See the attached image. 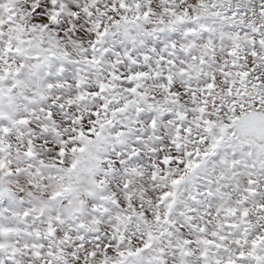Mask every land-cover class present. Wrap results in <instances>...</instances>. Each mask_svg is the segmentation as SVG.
Returning <instances> with one entry per match:
<instances>
[{
	"label": "snow or ice",
	"instance_id": "snow-or-ice-1",
	"mask_svg": "<svg viewBox=\"0 0 264 264\" xmlns=\"http://www.w3.org/2000/svg\"><path fill=\"white\" fill-rule=\"evenodd\" d=\"M0 264H264V0H0Z\"/></svg>",
	"mask_w": 264,
	"mask_h": 264
}]
</instances>
